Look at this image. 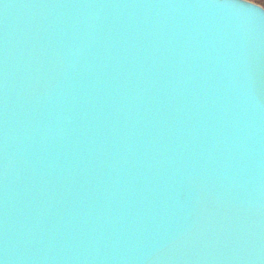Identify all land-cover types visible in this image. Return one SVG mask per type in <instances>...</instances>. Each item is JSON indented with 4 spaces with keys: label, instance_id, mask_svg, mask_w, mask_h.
Wrapping results in <instances>:
<instances>
[{
    "label": "water",
    "instance_id": "95a60500",
    "mask_svg": "<svg viewBox=\"0 0 264 264\" xmlns=\"http://www.w3.org/2000/svg\"><path fill=\"white\" fill-rule=\"evenodd\" d=\"M0 264H264V8L0 0Z\"/></svg>",
    "mask_w": 264,
    "mask_h": 264
},
{
    "label": "rangeland",
    "instance_id": "374dc122",
    "mask_svg": "<svg viewBox=\"0 0 264 264\" xmlns=\"http://www.w3.org/2000/svg\"><path fill=\"white\" fill-rule=\"evenodd\" d=\"M246 1H249V2H251V3H254V4H256V5L261 6L260 4H258L259 2H257V0H246ZM261 7L264 8L263 6H261Z\"/></svg>",
    "mask_w": 264,
    "mask_h": 264
},
{
    "label": "trees",
    "instance_id": "16d2710c",
    "mask_svg": "<svg viewBox=\"0 0 264 264\" xmlns=\"http://www.w3.org/2000/svg\"><path fill=\"white\" fill-rule=\"evenodd\" d=\"M257 2H259L258 4L264 7V0H257Z\"/></svg>",
    "mask_w": 264,
    "mask_h": 264
}]
</instances>
